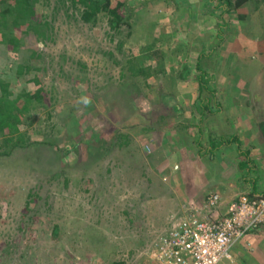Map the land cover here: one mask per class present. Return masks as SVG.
I'll list each match as a JSON object with an SVG mask.
<instances>
[{"label":"rangeland","instance_id":"obj_1","mask_svg":"<svg viewBox=\"0 0 264 264\" xmlns=\"http://www.w3.org/2000/svg\"><path fill=\"white\" fill-rule=\"evenodd\" d=\"M192 1L188 7L180 0L178 7L173 0H110L121 18L116 23L106 10L84 21L80 0H39L33 21L45 26L0 40V76L8 90L41 89L48 102L22 123L21 136L32 141L28 148L0 155V264H147L170 215L182 205L189 209L195 189L188 177L202 174L188 162L206 159L210 129L214 141L236 135L244 116L240 105L245 123L264 121V44L249 39L251 24L259 26L256 2L236 10L253 19L240 27L235 12L221 13L217 0ZM159 48L174 56L164 71ZM255 53L258 63L251 60ZM229 54L242 61L234 71ZM202 62L210 65V78L200 91ZM137 66L156 73H138ZM194 135L202 137L197 145ZM77 142L79 154L63 155ZM98 144L101 154L95 156ZM40 164L70 172L51 180L37 170ZM20 187H38L41 199L26 207L16 198ZM198 192L201 197L191 199H201L204 214L216 193Z\"/></svg>","mask_w":264,"mask_h":264},{"label":"trees","instance_id":"obj_2","mask_svg":"<svg viewBox=\"0 0 264 264\" xmlns=\"http://www.w3.org/2000/svg\"><path fill=\"white\" fill-rule=\"evenodd\" d=\"M74 1L75 0H71V2H74ZM80 1L84 5V9L82 10L81 17L86 22L93 21L96 18L95 16H96L97 12L105 11V10L109 11L112 14L114 19H116L115 20L116 23H118L121 19V18H119L120 16L117 14L116 9L115 8L111 9L110 0H80ZM164 1L166 4H169L168 0H164ZM173 1H175V3L177 2L176 5L178 7L180 6V5H178V2L180 0H173ZM185 1L188 4V7H190V4H195V1H192V0H185ZM251 1L252 0H217V4L215 6L221 11V13L226 12L227 15L231 12H235L236 18H234V19H237L239 21L240 27H244V26H249V24L252 23L253 19L247 20L246 19L248 17L247 14L237 13L236 10H238L239 8L243 7L244 5H246L247 3L251 2ZM253 1L256 2L255 8H257V10L260 11L258 13L259 18H257L256 19L257 22H255V23L259 24V26L256 29L255 24L254 25L251 24L250 28H251V30L254 31V33L249 35V37H250L249 39L252 41L255 40V42H257L258 44H259V42L261 44H264V19H262V17H261V12L264 10V0H253ZM38 2H39V0H0V40H2V42L8 36L14 37L13 35L20 30L22 32H27V29H29L31 27L33 30L37 31V30H40L39 26H45L46 22L40 23V22L33 21L34 6ZM248 11H251L249 9V6H248ZM125 12H127V10H125ZM126 17H128V16H126ZM245 20H247V21H245ZM228 25L229 24H225L224 26L230 30V28H228L229 27ZM234 32L237 33V30H234ZM39 34L43 36L45 33L43 31H39ZM176 46L179 48L178 45H176ZM251 46H254V44H251ZM261 52L262 53H260V52H258V53L261 55V54H263V51H261ZM155 54H156L157 58H159V60H158L159 69L162 71H164V65L166 63L169 64L172 61V59L174 58V56H172V55L168 56L165 53L163 48H159V50L156 51ZM251 57H252L251 60L255 59L257 61V63L259 62V60L257 59L256 53L251 55ZM167 59H168V61L166 62ZM227 62H232V68H231L232 71L238 69V67L242 63V61L234 54H229ZM22 66L23 65H20V64L18 65V68L16 70V72L18 74H21L23 72ZM199 66L201 68L200 69L201 72L199 74V88H200V91H202L203 89L206 88L207 85H205V84H207V80L210 78L208 76L207 70H206V69H208V67H210V65H208L206 62L205 63L202 62L201 65H199ZM134 67H135L134 65H131V67H129V68L133 70ZM137 67H139V66H137ZM25 68L29 69V65H25ZM170 68L174 70V65L170 64ZM143 69H144L143 70L144 72L139 67L138 70L136 69V72H138V73L142 72L143 74L145 73V75H150L151 72L156 73V71L150 70L149 67H143ZM172 76L173 75H171V73H170L169 78H170L171 82H172V79H171ZM178 76L180 79H183V77L185 75H183L182 72H178ZM212 76L213 75L211 74V77ZM232 76L237 79L236 73L232 74ZM144 77H148V76H144ZM233 77H232V79H234ZM31 81H34L35 83L39 82L36 77L32 78ZM180 81L181 80H179V82ZM177 84L178 83H176V88H177V86H179ZM231 88H232V91L234 94H236L238 92V85L233 86ZM40 90L35 91L33 94L30 93L31 91L30 92L29 91H20L16 95H12V93L8 90V81L0 76V135H3V137L0 139L1 140L0 141V148H1L0 155L9 157L12 153L17 152L19 148L25 147L27 149L28 145L31 144L32 141L27 142V139L29 137L25 138V137L21 136V129H22V126H24V125H22V123H24V121H26V119H29V117L32 115V113L35 112L40 106H44L45 108L47 107L48 102H46L43 99ZM206 106L207 105L205 104L204 107H206ZM178 110L180 112H183V110H181L180 108H178ZM49 113H50V111H49ZM49 113H48V115H50ZM178 125H179L178 127L180 129H182V127L184 126L181 123H179ZM259 126H260L261 130H263V134H264V121L259 123ZM145 130H149V128L146 127ZM212 132H214V131L210 129V131L208 132V135L211 136ZM91 135H94V137H97V139L100 138L95 133H93ZM78 143L79 142H77L76 145H74V143H72L71 147H66L63 150L64 151L63 155H68V153L79 154L80 144H78ZM174 143L176 145H179V144H182V141H177ZM96 147H97V149L95 152V156H97L96 154H101L100 148L102 147V145L98 144V146H96ZM162 147L165 150H168L165 147V145ZM106 148L107 147H105L104 149H106ZM105 152L103 154H106ZM54 156H55V154L51 153L48 156L47 163H49L50 165L55 164L54 163ZM37 158H38V156L35 155L34 160L36 161ZM77 160H79V159H77ZM73 164L76 165L77 162L74 161ZM41 166L42 165L40 164V166H39L40 169H37V170L45 173L44 174L45 176H46V174H49V177L51 178V180H53V178L57 177V176L66 177L68 175V173L70 172V171H64L62 168L61 169L57 168L58 167L57 165H55L51 168H47V170L41 169L43 167V166L42 167ZM44 170H46V171H44ZM51 180H49L48 178L45 177V181L50 182ZM37 186H39V185H37ZM37 188L33 187V189H32V188L28 187V189L24 190L23 187L22 188L20 187L19 188L20 191L16 195V198L17 199L22 198L24 205L26 207L27 206L29 207L30 205H34L41 199V195L39 194V190ZM112 264H124V263L118 261V262H114V263L112 262Z\"/></svg>","mask_w":264,"mask_h":264},{"label":"crops","instance_id":"obj_3","mask_svg":"<svg viewBox=\"0 0 264 264\" xmlns=\"http://www.w3.org/2000/svg\"><path fill=\"white\" fill-rule=\"evenodd\" d=\"M237 108L244 112L239 132L234 130L236 135H231L227 140L219 136L220 138L218 137L215 141L212 140L214 136L212 132L211 136H206V142L209 144L204 149L206 159L203 161L193 159L188 162L191 169H197L202 174L200 177L190 172L188 182L193 185L195 191L188 194L189 202L193 201V207L199 206L201 199H191L196 194L201 197L200 192L195 193L198 190L202 193L206 191L217 193L220 204L218 210L212 212V216H221L227 205L242 193L264 194L263 130L259 124L253 126L250 122L245 123L244 108L241 105ZM236 115L241 116L239 113ZM263 120L264 118L261 121ZM199 139L202 137L194 135L193 143L197 145ZM178 168L176 165V169ZM183 175L180 173V184ZM231 255L236 264H264V225L246 233L232 248Z\"/></svg>","mask_w":264,"mask_h":264},{"label":"built area","instance_id":"obj_4","mask_svg":"<svg viewBox=\"0 0 264 264\" xmlns=\"http://www.w3.org/2000/svg\"><path fill=\"white\" fill-rule=\"evenodd\" d=\"M217 200V194L209 197L204 214L193 206L171 214L168 226L154 237L147 264H233V245L264 225V194H240L223 215L212 216Z\"/></svg>","mask_w":264,"mask_h":264},{"label":"clouds","instance_id":"obj_5","mask_svg":"<svg viewBox=\"0 0 264 264\" xmlns=\"http://www.w3.org/2000/svg\"><path fill=\"white\" fill-rule=\"evenodd\" d=\"M84 102H85V103H88L87 99H85ZM216 194H217V193H216ZM242 194H245V193H242ZM258 194H259V193H258ZM217 195H218V194H217ZM247 195L252 196V195H256V194H247ZM238 196H239V195H238ZM192 202H193V201H190V202L188 203V205H187V204H185V205H186V206H192ZM217 202H218V203H217L216 207H215V208H211V209H212V212H215V211L218 210V206H219V204H220V197H219V195H218V200H217ZM229 204H230V203H229ZM229 204H228V205H229ZM228 205H227V207L225 208L224 213L226 212V210H227V208H228ZM184 207H185V206H183V205L180 206V208L178 209L179 212H180ZM207 207H209V206L206 205V209H207ZM197 208H199V207H197ZM209 208H210V207H209ZM224 213H223V214H224ZM223 214H222V215H223ZM219 216H220V215H219ZM251 231H252V230H251ZM249 232H250V231H249ZM247 233H248V232H247ZM244 236H245V235H244ZM244 236H243V237H244ZM243 237H242V238H243ZM242 238H241V239H242ZM239 241H240V239L238 240V242H239ZM228 262H229V261H228Z\"/></svg>","mask_w":264,"mask_h":264}]
</instances>
